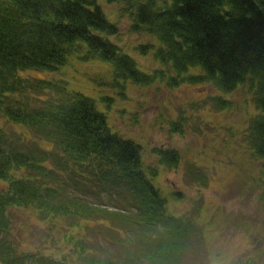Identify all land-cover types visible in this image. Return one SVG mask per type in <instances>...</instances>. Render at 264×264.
<instances>
[{
	"label": "trees",
	"instance_id": "obj_1",
	"mask_svg": "<svg viewBox=\"0 0 264 264\" xmlns=\"http://www.w3.org/2000/svg\"><path fill=\"white\" fill-rule=\"evenodd\" d=\"M118 1L132 30L153 37L154 43L137 49L151 54L157 69L143 70L112 38L119 31L103 6ZM71 58L105 65L118 96L124 85L157 81L170 88L210 86L217 91L209 100L219 115L230 108L221 94L247 86L256 112L247 114L243 135L247 152L264 159V0H0V117L9 125L0 126V223L12 206L34 211L60 234L59 249L48 252L19 249L15 237L4 235L0 264H174L196 227L192 218L169 211L170 200L174 207L186 196L161 190L157 178L163 169L177 170L183 155L161 147L154 150V164L147 165L146 150L109 127L102 108L113 96L98 101L47 77ZM207 106H193L191 115ZM208 117L205 112L200 119ZM185 119L180 113L173 131L182 133ZM192 158V183L204 190L209 168ZM107 202L122 208L108 209ZM88 223L94 231L110 225L123 234L113 243L123 247L117 259L100 257L101 243L88 248L93 239ZM70 231L80 237L72 242ZM66 245L71 251L60 250ZM53 249L61 251L62 262Z\"/></svg>",
	"mask_w": 264,
	"mask_h": 264
},
{
	"label": "rangeland",
	"instance_id": "obj_2",
	"mask_svg": "<svg viewBox=\"0 0 264 264\" xmlns=\"http://www.w3.org/2000/svg\"><path fill=\"white\" fill-rule=\"evenodd\" d=\"M123 4L118 1L103 6L110 16L106 13L105 15L110 21H116L119 31L112 38L131 53L143 70L151 72L158 67L157 63L151 54L144 56L137 48L154 43V39L142 31L132 30V22L124 12ZM109 71L103 64H82L71 58L65 66L47 77L64 80L70 90L98 101L104 95L113 96V102L104 104L102 108L109 127L116 134L131 137L135 143L138 142L146 150L144 160L147 165L154 164V150L161 147L176 148L183 155L177 170L163 169L157 178L162 186L159 187L161 190L181 191L186 196L183 203L174 207L171 200L169 201L171 214H183L192 218L198 228L189 233V247L185 252L182 250L184 253L182 252L180 261L175 258L173 263L264 264V159H256L252 157V153L247 152L243 135L248 121L247 114L256 112L247 93V86H241L230 94H221L227 97L230 108L219 115L209 100L217 91L210 86L186 83L170 88L157 81L145 87L124 85L121 89L122 96H118V88H115ZM34 75L41 79L39 76H43ZM203 102L207 103L209 109L206 108L203 112L198 109V114L191 115L193 106ZM205 112L209 117L204 121L210 124L200 119ZM180 113L186 116L181 123L184 125L182 133L173 131L172 128V123L178 122L176 119ZM0 126L9 127L1 117ZM17 129L22 132L26 130L35 136L31 130ZM193 156L209 168L206 172L210 185L207 184L204 190L192 183L190 177V164L195 159ZM3 188L4 185L0 182V189ZM94 192L92 190L91 193ZM73 195L79 196L72 193L71 197ZM101 198L107 199L105 195ZM88 199L93 198L89 195ZM90 203L94 204L93 201ZM107 205L110 206L108 209L122 208L117 202H107ZM4 215V221L1 220L0 223L3 233L0 242L6 235L10 236L7 237L10 241L12 236L16 238L19 249L22 247L24 250L36 251L47 247L48 252L51 248H58L60 234L51 232L49 224L42 222L34 211L11 206ZM59 225L58 230L61 232L63 224ZM85 227L91 233L93 231L91 237L85 235L93 238L88 248L92 250V247L95 248L101 243L99 252L103 259H117L118 254L123 252V247L115 249L113 246V243L124 239L122 233L117 234L118 230H111L108 228L110 225H107L101 229L96 227L94 231L90 223L85 224ZM70 232L74 234L72 242L80 237L74 231ZM125 238L128 239L127 236ZM124 244L125 242L122 243ZM58 249H53L54 259L62 262L63 254L60 250H71L69 245L56 251Z\"/></svg>",
	"mask_w": 264,
	"mask_h": 264
}]
</instances>
